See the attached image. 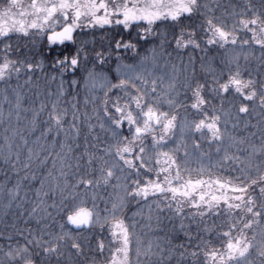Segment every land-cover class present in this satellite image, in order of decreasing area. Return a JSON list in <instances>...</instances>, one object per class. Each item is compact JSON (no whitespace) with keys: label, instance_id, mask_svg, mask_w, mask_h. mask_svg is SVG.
Listing matches in <instances>:
<instances>
[{"label":"snow or ice","instance_id":"obj_1","mask_svg":"<svg viewBox=\"0 0 264 264\" xmlns=\"http://www.w3.org/2000/svg\"><path fill=\"white\" fill-rule=\"evenodd\" d=\"M169 29L178 52L200 50V30L207 37L206 48L230 45L242 52L218 74L210 69V80L179 82L176 65L170 64L172 53L167 51L172 43L167 39ZM96 30L103 33L99 50ZM21 40H31L33 47L37 40L45 41L48 79L59 83L55 90H37L28 107L17 89H13L14 100L5 90L0 102V121L10 123L13 116L17 125L26 121L24 128L5 129L11 135L6 134L0 145V162L6 166L0 183V218L16 210L11 224L0 230V264H97L96 254L103 256L109 248L100 235L105 225L111 228L109 243L118 244L114 250L109 248L111 256L105 264H172L173 259L176 264H255L249 259L253 249L259 264H264V82L257 86L256 80L244 79L239 63L240 55L245 61L253 55L245 49L258 47L264 64V8L256 9L245 0L244 7L229 4L218 16L214 7L201 0H30L27 4L5 0L0 6V81L24 75V83L31 84L36 70L44 71V61L37 63L25 55L27 45L19 44ZM127 53L131 55H123ZM113 60L115 83L109 76ZM169 66L171 71L165 72ZM82 88L87 92L84 107L92 106L83 115ZM73 93L74 98L68 99ZM4 103L9 105L7 116ZM237 103L233 128L241 115L260 109L257 124L245 123V128L258 129L259 145L252 142L255 132L239 138L229 133L227 118ZM40 125L44 126L40 136L30 142L28 135H34ZM85 126L84 151L73 156ZM97 128L103 137L93 134ZM178 131L180 141L169 148ZM205 132L207 142L216 145L215 163L196 139L199 134L203 140ZM188 137H192L190 147ZM23 149L27 154L22 158ZM49 159L53 170L59 165L58 176L48 171L33 190L30 185L37 171ZM69 159L76 161L75 183L68 182L66 169L73 167ZM194 162L198 168L192 167ZM226 170L227 178L220 174ZM48 179L55 183L46 184ZM101 187H111L115 195L99 196ZM57 191L59 203L49 204ZM149 200L153 201L147 217L150 227L153 205L157 226L164 219L180 221L188 244L179 245L178 254L170 241L165 246L159 237L145 244L136 224L125 222L122 213L130 201ZM89 201L91 208L83 207ZM50 209H55V215ZM209 216L223 220L209 225ZM197 219L204 227L193 236L184 221ZM97 227L95 245L86 250L82 233ZM213 233L226 243L216 246Z\"/></svg>","mask_w":264,"mask_h":264},{"label":"trees","instance_id":"obj_2","mask_svg":"<svg viewBox=\"0 0 264 264\" xmlns=\"http://www.w3.org/2000/svg\"><path fill=\"white\" fill-rule=\"evenodd\" d=\"M5 0H0V6L3 5ZM202 3H208L210 6L214 7L216 9V15L220 16L223 14L225 8L229 4H237L239 7H244L245 0H201ZM251 5L256 8V9H262L264 8V3L261 2V0H249ZM216 5H219V7H216ZM184 23H187V21H184ZM228 23L230 24L231 21L229 20ZM161 31H164L165 28L162 26ZM115 31V30H114ZM177 32L179 31L178 29L176 30ZM113 33H109V35H112ZM103 35V33L100 30H96L95 36H96V44H97V49L99 50V44H100V37ZM242 38H248V36L244 35L243 33H240ZM79 39H83L82 37H78ZM198 38L201 39V49L200 50H193V49H187L183 51H175L174 50V39L172 38L171 35V30H168V37L167 39L172 40V43L167 46V51L172 53V59L170 61L171 63H174L176 65V71L175 75L177 77V80L179 82H183L186 78L192 79L193 82L196 80L200 82H204L205 80H210L211 75L209 70L210 69H216L217 74L219 73V70L223 68L226 65V62L233 59L238 53H241L242 50L239 47L233 48L232 46H226L221 48L219 45L212 46L210 48H206V45L204 44V40L207 39V37L203 36L202 30L198 31ZM89 40V48L92 47V35L89 34L87 37ZM13 43H17V41H13ZM21 45H27V47L24 48V54L25 55H30L31 58L34 59L35 62L39 63L40 61H44V71H41L40 69H37L36 72L33 74L32 77V83L31 84H25L24 81L27 79L26 76L22 75L19 79H16L15 77L11 81H0V102L3 101V95L5 94V90H7V94L10 99L14 100V95H13V89H17L18 91L21 92V94L25 97L23 103L25 107L30 106L33 101H35V93L37 90H39L41 93L46 91L49 87L52 90H55L59 81L57 80L56 82H50L48 79L51 75V72L48 68V65L50 64V57L48 59H45V55L47 54V47L44 46L42 47L43 44H45V41H40L37 40L35 46H32L31 40H21L18 42ZM156 43H159V40L156 41ZM63 47V46H60ZM69 48H71V45H68ZM29 49L31 51L29 52ZM244 51H250L253 53V55L249 56L248 60L245 61L243 55H240L239 63L240 66L243 70L242 76L244 79H254L256 80L257 86H259V83L264 82V64L261 63L259 57H260V49L258 47H253L250 49H245ZM125 56L131 55V53L123 54ZM190 57L194 58L190 61ZM125 63H131L132 61L130 60H124ZM163 63V61H161ZM115 66H116V61H112V69L109 72V76L112 79L113 83L117 82L116 78V73H115ZM234 67V65H233ZM165 72H170L171 67L169 66L168 68L164 69ZM69 79H71L69 77ZM65 87L67 88L68 85L65 84ZM87 95V92L82 88L80 89L79 92V100H80V105H81V114L85 111H88L89 113L91 112V105L89 104L87 108L84 107V98ZM207 95V93H206ZM75 94L73 93L68 97V99H73ZM229 100H231V96H229ZM215 103L219 105V100H216ZM258 103V99H257ZM229 103H225V109L229 108ZM251 106V105H250ZM239 107V104H235L231 107V117L227 118L228 119V130L229 133L233 136L236 137H247L249 133L255 132L256 137L252 138V142L259 145L260 144V133L257 128H253L251 126L245 128V123H248L249 125H255L257 122L261 119L260 115L258 114L260 109L257 108L256 112H250L248 115H241L239 119V124L236 128H233L232 125L234 123H237V116H236V111ZM3 109L5 116H7L9 105L7 103L3 104ZM166 110V109H165ZM23 115V114H22ZM180 117H183L185 115L184 111H180L179 113ZM190 114V118H191ZM31 113L28 114V118L30 119ZM46 118V114L42 116L40 119L41 121ZM26 125L25 120H21L20 124L17 125V122L15 120V116L12 117L11 122L9 123L7 120L0 121V145H3V137L7 135H11V132L8 131L6 133L5 129H11L12 127H21L24 128ZM43 125H40L38 130L35 132L34 135H28L29 141H34L37 137L40 136V132L43 130ZM223 127V124H222ZM87 133V127L85 126L83 128L81 137L77 143L80 144V148L78 150H75L73 153V156L78 155L79 153L84 151V135ZM94 135L98 134L103 137V133L99 131V128L95 130L93 133ZM27 135V134H26ZM181 139L179 131L177 132L176 139L173 143H170L168 145L169 148L175 147L176 143L179 142ZM196 139L201 143V151L206 152L210 155L211 157V162L215 163L219 157L216 156L215 154V144H209L207 142V133L205 132V138L201 140L199 134H197ZM43 143V141H41ZM49 144L51 143V138H49ZM91 142V141H90ZM188 144L189 147L192 144V137H188ZM16 143H20L19 139H17ZM191 150V148H190ZM57 151H59V146L57 145ZM183 152V149H181V154ZM26 149L22 150V158L24 155H26ZM195 157H193V160L195 161ZM68 164L73 165L71 169H66V171L69 172L68 176V182L69 183H75L76 179V168L75 164L76 161L75 159H69L67 161ZM209 163L208 160H205V164ZM81 164L83 165V161H81ZM4 166L2 162H0V183H2L5 179L4 176ZM192 167L198 168L199 165L196 164L195 162L193 163ZM228 166H225L227 169ZM58 168L59 165H57V170L52 169V160L49 159L47 166L43 168L42 170L37 171V179L31 183L30 187L34 190L35 188L39 187V183L41 179H44L45 176L47 175L48 171H52L53 176H58ZM81 171H83V168H81ZM221 175H224L226 178L229 175V172L226 170L222 173ZM23 175V173H21ZM151 178H155V174H152ZM162 178V177H161ZM207 178V176H205ZM142 179H145V177H142ZM15 182V177L12 179V183ZM55 181L52 179L46 180V184H54ZM60 183H63V180H60ZM11 187V183L8 185ZM26 186H28L26 182ZM258 195V190L257 193ZM98 195L104 198H108L110 196H114L115 193L109 188H103L101 187L98 190ZM53 201H55L57 204L60 201V196L57 191V194L51 198L48 199V203L52 204ZM153 201L149 200L147 203L144 202H137V201H130L125 209L122 215L126 218L125 222L128 224H132L133 222L136 224V233L142 236V239L144 240L145 244L149 239H155L157 237L162 238V243L167 246V242H171V246L177 248V254H178V246L181 244H188V241L185 238L184 232L180 230L179 220H174V222H169L167 219H164L162 223L157 226L155 223V208L153 205L152 208V215H153V222L151 224V227L149 226V222L147 220V217L149 215V205H152ZM92 204L91 201H89L87 204L83 205V207L86 208H91ZM103 207V203L100 205ZM110 207V203H109ZM53 211L55 215V209H50ZM15 208L10 210L8 216L0 218V230H3L5 228V225L11 224L13 220V216L15 214ZM171 213H165V216H169ZM59 219V217H57ZM223 220V217H218L215 218L212 216L207 217V223L211 225L213 222L216 224H219ZM21 226H24L22 224V221L20 222ZM185 225H190V232L193 236H196L198 230L202 229L204 227V224L197 219L196 221H191V220H185L184 221ZM31 226L35 227V224L33 223ZM73 234H75V230H73ZM95 234H100V229L99 227L94 228L91 230V232H84L82 235L85 237L84 239V244L86 246V250L90 245H95L96 242V236ZM101 238L105 240L106 244H109V248L111 250H114L115 247H118V244L112 245L109 242L112 241V236H111V228L109 225H105L103 233L100 234ZM205 237H207V233H202ZM249 236L252 235L251 232L248 233ZM211 239L213 240V243L216 246H220L222 243H226V240H220L217 237L216 233H213L211 236ZM193 244L196 243V240L192 241ZM109 248H106L105 252L103 253V256H100L99 254H96V260L97 264H105V259L110 258L111 256V251ZM189 251H193V248H189ZM92 255V253H89ZM133 259H135L134 253H133ZM250 260L255 261V264H259V258L256 256V251L255 249L252 250V255L249 257ZM172 264H176L175 259H173Z\"/></svg>","mask_w":264,"mask_h":264},{"label":"rangeland","instance_id":"obj_3","mask_svg":"<svg viewBox=\"0 0 264 264\" xmlns=\"http://www.w3.org/2000/svg\"><path fill=\"white\" fill-rule=\"evenodd\" d=\"M23 3H30V0H22Z\"/></svg>","mask_w":264,"mask_h":264}]
</instances>
